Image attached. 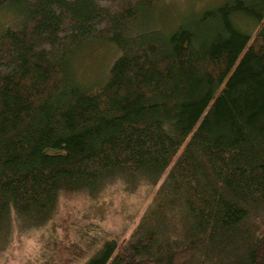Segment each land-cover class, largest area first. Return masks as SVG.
Masks as SVG:
<instances>
[{
    "label": "trees",
    "instance_id": "trees-1",
    "mask_svg": "<svg viewBox=\"0 0 264 264\" xmlns=\"http://www.w3.org/2000/svg\"><path fill=\"white\" fill-rule=\"evenodd\" d=\"M160 2L0 0V253L64 198L147 187L129 236L84 264H264V0L169 31ZM93 42L117 56L86 86L73 62Z\"/></svg>",
    "mask_w": 264,
    "mask_h": 264
},
{
    "label": "rangeland",
    "instance_id": "rangeland-1",
    "mask_svg": "<svg viewBox=\"0 0 264 264\" xmlns=\"http://www.w3.org/2000/svg\"><path fill=\"white\" fill-rule=\"evenodd\" d=\"M219 0H161L155 25L171 30L183 18ZM11 15H6L10 19ZM154 18V16H153ZM182 18V19H181ZM255 34V25L237 21ZM255 29V30H254ZM117 51L108 44L93 42L74 58V73L79 82L93 85L104 77ZM102 77V78H103ZM155 189L142 187L135 194L114 193L99 202L85 198H64L53 219L40 229L16 234L0 253V264H84L104 239L124 241L149 207Z\"/></svg>",
    "mask_w": 264,
    "mask_h": 264
}]
</instances>
